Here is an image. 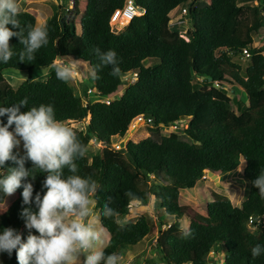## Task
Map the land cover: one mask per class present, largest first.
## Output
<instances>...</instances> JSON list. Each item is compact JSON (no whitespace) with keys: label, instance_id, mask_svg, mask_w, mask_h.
Returning <instances> with one entry per match:
<instances>
[{"label":"trees","instance_id":"obj_1","mask_svg":"<svg viewBox=\"0 0 264 264\" xmlns=\"http://www.w3.org/2000/svg\"><path fill=\"white\" fill-rule=\"evenodd\" d=\"M143 12L119 33L111 31L109 20L124 0H87L85 14L79 23L78 0L75 11L66 17L57 10L45 22L49 42L35 54L34 60L20 61L14 55L8 63L0 61V107H8L28 98V108L52 104L57 119L64 122L85 121V129L76 130L87 147L91 140L101 149L91 161L84 156L77 161L81 176H92L98 190L95 209L100 224L109 233L105 254L118 253L123 247H134L151 232L149 218L141 215L127 221L121 228L111 219L102 216L105 202L120 216L132 207H146L151 200L156 208L164 210L174 221L160 231L153 252L158 260L146 258L142 264H215L211 253L224 250L223 264H264V254L253 257L251 249L264 245V199L252 181L264 171V47L253 46V36L264 33V0H135ZM256 2V4L249 5ZM188 9L182 16L189 20L192 29L186 37L171 28V13ZM83 9V8H82ZM19 22L25 28L36 24V17L20 11ZM12 28L11 25H8ZM13 31L19 29L13 28ZM10 45L17 53L22 45L12 37ZM109 49L117 53L120 74L112 76L111 66L96 71L95 100L77 96L69 81L58 80L53 70L45 80L27 79L16 88L4 78V70L13 68L31 73L49 67L61 58L76 57L89 65L92 71L100 63L93 51ZM251 56L245 67L239 62L242 50ZM148 62V64H146ZM134 83L114 100L103 101L115 94L122 83ZM233 82V91L241 89L246 107L237 114L233 104L242 102L230 98L226 89ZM216 85L217 88L212 87ZM100 98H99V96ZM99 98V99H98ZM21 108V111H27ZM144 116L151 135L138 142L128 141L124 149L111 147L114 137H123L134 118ZM186 119L180 131L162 134L161 127H169ZM7 123V117H0ZM14 127V126H13ZM14 152H19L14 149ZM24 154V149L19 152ZM244 162L243 175L248 181V193L238 207L225 195L212 194L204 204V211L190 210L179 203L180 190L192 191L207 171L222 175L236 170ZM7 161L3 169L16 167ZM25 167L32 168L31 161ZM25 182L43 192L47 173L33 170ZM132 191L140 203L124 195ZM23 188L10 196L0 194V204L9 203L0 211V232L12 227L26 240L28 230L20 217L23 207ZM36 211L34 203L31 205ZM189 218V225L181 229L179 220ZM252 218L249 230L248 221ZM159 219L160 227L166 225ZM190 230L185 237L183 232ZM32 234L38 235L33 229ZM0 264H18L16 251L11 256L0 253ZM137 264V263H134Z\"/></svg>","mask_w":264,"mask_h":264},{"label":"clouds","instance_id":"obj_2","mask_svg":"<svg viewBox=\"0 0 264 264\" xmlns=\"http://www.w3.org/2000/svg\"><path fill=\"white\" fill-rule=\"evenodd\" d=\"M19 12L18 0H0V61L5 64L14 55H18L20 61L34 60V54L49 42L46 24L29 26L25 35V28L18 19ZM12 37H17L23 46L18 53L10 45ZM93 51L100 61L93 71L94 79L100 78L96 71L107 66H111L110 75L120 74L114 50L102 52L97 47ZM53 69L58 80L68 82L77 75V60L61 58L54 63ZM22 107L28 110L21 111ZM5 116L7 123L0 121V194L10 196L23 188V204L29 207L22 208L20 217L28 235L25 240L16 229L4 228L0 232V253L7 252L11 256L15 250L18 264H121L119 254L106 255L103 250L104 230L100 227V218L94 214L101 185L92 176L79 174L77 161L88 149L76 130L57 119L52 104L28 108L27 97L11 106L0 107V117ZM21 142L23 155L14 152ZM7 161L17 166L5 174L3 169ZM27 161H31V169L25 167ZM34 169L47 175L42 184L46 191L43 195L36 192L33 199L34 185L25 181L28 177L35 179ZM252 185L264 199V171ZM124 195L130 202L140 203V198L130 190ZM112 202L110 196L103 205L102 216L123 228L125 225L117 219L116 209L110 206ZM33 203L36 211L31 207ZM33 229L38 235L32 234ZM182 235L187 237L191 232L188 230ZM262 254L264 245L257 244L251 249L253 257Z\"/></svg>","mask_w":264,"mask_h":264},{"label":"rangeland","instance_id":"obj_3","mask_svg":"<svg viewBox=\"0 0 264 264\" xmlns=\"http://www.w3.org/2000/svg\"><path fill=\"white\" fill-rule=\"evenodd\" d=\"M85 1L86 0H84V2L83 0H78L79 14L75 19L77 31H79L80 20L85 14ZM18 3L20 6V11H31L28 12L32 13L36 17V24H45L46 20L57 10L65 11V9H67L66 17L70 16L73 11H75L76 7L75 0H18ZM253 4H256V2L250 3L249 5ZM171 15V28H176L181 36L186 37V33L193 28L190 21L186 20L183 17H180L179 13L176 11H173ZM253 46L258 48L264 47L263 32L253 36ZM71 58L77 60V75L72 80H70L69 83L77 96L86 99L84 97V92L87 90V88H94L93 71L85 62L79 60L76 57ZM59 60L60 59L55 60L54 63ZM246 61L248 60L245 58L239 59V62L243 65V67H245ZM146 64H148V62H146ZM53 65L49 67L35 69L31 73L25 70H16L13 68H9L4 70V78L5 81L13 88H16L19 84H21L27 79L45 81L50 77L51 72L54 70ZM129 84H131V81H129V83H127L126 85L125 83H122V85L119 86L118 91L115 94L109 96V98L111 100L119 98V96L125 91L126 86ZM231 84H233V82H231L230 85L227 86L226 93L230 98L235 97V99L242 102V105L240 107L237 106V104L232 105L234 111L239 114L241 110L246 107L247 102L244 100V96L242 94L241 89L238 88L239 92L233 91L232 88L236 87H232ZM212 87L217 88L216 85H213ZM86 97L87 99L92 101L95 100L96 95L91 94L87 95ZM88 121L89 117H87L85 121L66 123L75 130H81L85 129ZM187 122L188 121L186 119L181 121L180 124L183 126H181L182 129L180 128L178 131H182L186 127ZM160 131L162 134H167L171 131V127H161ZM150 135L151 132L149 126H147L143 121H135V123H132L129 126L127 133L123 137H114L112 139L111 147L114 150L124 149L128 141L131 140L133 142H138L142 139L149 137ZM117 144L120 148L116 147ZM101 148L102 147L99 143H96L94 140L90 141L87 147L88 150L85 154L89 162ZM17 150L19 152L23 150L22 142L19 148H17ZM244 166L245 163L241 162L236 170L220 175V178H218V183H216L215 179L205 174V176L196 183L195 187L191 192L187 191L186 189H181L179 203L181 205H184L185 207H188L190 210L195 209L199 211H204L203 206L206 202L212 200V194L219 193L228 197L234 205L237 204L239 198H242V200H244L248 193V181L243 175ZM8 203L9 201L7 200L5 204H0V211H3L8 205ZM94 214L99 217L98 210L94 209ZM141 215H144L149 218V221L152 226L151 232L148 234L147 237H145L134 247H123L119 249L117 254L122 257L121 264H142L146 258H153L155 260H158V254L156 252H153V245L157 243L156 240L160 231L165 229L168 224L174 221V218H168V216L164 213V210L156 208V204L152 200L146 207H132L128 214L120 216V221L122 223H125L127 221H134ZM159 219H164L163 221L166 225H162L160 227ZM179 224L181 229H186L189 225V218L182 217L179 220ZM100 227H102L101 224ZM103 230L105 235L103 244L104 249L108 241V232L105 228H103ZM249 230L253 231V228L249 226ZM218 252L219 254L216 252L211 253V259L214 261L215 264H223L224 250L222 246ZM81 259H83V256L81 257Z\"/></svg>","mask_w":264,"mask_h":264},{"label":"built area","instance_id":"obj_4","mask_svg":"<svg viewBox=\"0 0 264 264\" xmlns=\"http://www.w3.org/2000/svg\"><path fill=\"white\" fill-rule=\"evenodd\" d=\"M176 11V10H175ZM188 9H182L179 13V16L182 17L186 15ZM143 12L137 7L135 0H124V4L121 8L115 9L113 13L111 14L109 24L111 27V31L114 33H119L122 31L132 20L134 17L141 15ZM251 56L250 51L247 48H244L242 50V57L247 59ZM131 83H134L137 78V74L134 73L131 76ZM96 93L95 90L89 88L87 90V94H94ZM99 96V94H98ZM100 98V96H99ZM98 98V99H99ZM103 101H106V103H109L110 98H104ZM143 121L146 123H151L150 119H146L144 116H138L133 119L132 123ZM130 124V125H131ZM182 125L180 123H174L173 125L169 126L171 127V131H178ZM117 148H120L119 145H116ZM252 218L249 219L248 225L250 226L252 224Z\"/></svg>","mask_w":264,"mask_h":264},{"label":"crops","instance_id":"obj_5","mask_svg":"<svg viewBox=\"0 0 264 264\" xmlns=\"http://www.w3.org/2000/svg\"><path fill=\"white\" fill-rule=\"evenodd\" d=\"M83 2H84V0H83ZM86 4H87V0L85 1V7H84V11H85V8H86ZM28 11H30V10H28ZM31 12V11H30ZM218 176V178H220L219 176L220 175H217ZM180 192H181V190H180ZM242 198L240 199L239 198V200H238V202H237V204H235L236 206H240L241 205V203H242ZM263 224H264V218H263ZM109 239V233H108V237H107V240ZM218 254H219V252H217Z\"/></svg>","mask_w":264,"mask_h":264},{"label":"water","instance_id":"obj_6","mask_svg":"<svg viewBox=\"0 0 264 264\" xmlns=\"http://www.w3.org/2000/svg\"><path fill=\"white\" fill-rule=\"evenodd\" d=\"M66 11H67V9H65L64 14H66ZM122 144H124V143H122ZM207 175L212 177L213 179H215L216 183H218V176L216 174L212 173L211 171H207Z\"/></svg>","mask_w":264,"mask_h":264}]
</instances>
